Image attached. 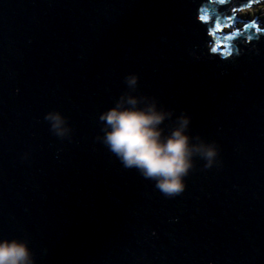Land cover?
<instances>
[{
	"label": "water",
	"instance_id": "obj_1",
	"mask_svg": "<svg viewBox=\"0 0 264 264\" xmlns=\"http://www.w3.org/2000/svg\"><path fill=\"white\" fill-rule=\"evenodd\" d=\"M262 2L0 0V238L36 264H264V29L235 21ZM129 73L172 112L165 134L185 112L219 149L174 197L100 142Z\"/></svg>",
	"mask_w": 264,
	"mask_h": 264
},
{
	"label": "clouds",
	"instance_id": "obj_2",
	"mask_svg": "<svg viewBox=\"0 0 264 264\" xmlns=\"http://www.w3.org/2000/svg\"><path fill=\"white\" fill-rule=\"evenodd\" d=\"M138 82L136 73L124 77L127 91L99 115L103 123L99 139L125 169H135L154 181L163 195L174 197L186 187L184 178L193 167V156L199 155L206 161L205 168H211L218 163L219 149L215 143L191 142V116L185 112L176 116L175 126L165 134L162 125L172 112L158 106L155 98L135 95ZM44 119L60 139L71 132L67 117L58 110L48 111ZM0 264H36L29 242L20 237L0 238Z\"/></svg>",
	"mask_w": 264,
	"mask_h": 264
},
{
	"label": "rangeland",
	"instance_id": "obj_3",
	"mask_svg": "<svg viewBox=\"0 0 264 264\" xmlns=\"http://www.w3.org/2000/svg\"><path fill=\"white\" fill-rule=\"evenodd\" d=\"M237 15H239L238 17L243 18L245 20H253L254 18H264V2L262 3H257L254 4L253 6L250 5L248 7H244L243 9L240 8L239 11H237ZM244 16V17H242ZM243 28V25H239V29ZM228 33H232V29L231 28H227L226 29Z\"/></svg>",
	"mask_w": 264,
	"mask_h": 264
},
{
	"label": "snow or ice",
	"instance_id": "obj_4",
	"mask_svg": "<svg viewBox=\"0 0 264 264\" xmlns=\"http://www.w3.org/2000/svg\"><path fill=\"white\" fill-rule=\"evenodd\" d=\"M220 2L221 3H223L224 2V0H220ZM206 17H199V20L201 21V22H206ZM216 30L217 31H220L221 30V27H220V25L219 24H216ZM216 51V49H214V52Z\"/></svg>",
	"mask_w": 264,
	"mask_h": 264
},
{
	"label": "bare ground",
	"instance_id": "obj_5",
	"mask_svg": "<svg viewBox=\"0 0 264 264\" xmlns=\"http://www.w3.org/2000/svg\"><path fill=\"white\" fill-rule=\"evenodd\" d=\"M227 31V30H226Z\"/></svg>",
	"mask_w": 264,
	"mask_h": 264
}]
</instances>
